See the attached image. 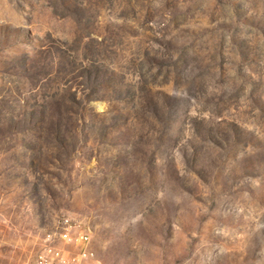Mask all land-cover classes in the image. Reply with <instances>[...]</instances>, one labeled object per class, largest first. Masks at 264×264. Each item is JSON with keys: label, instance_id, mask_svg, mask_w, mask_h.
<instances>
[{"label": "rangeland", "instance_id": "rangeland-1", "mask_svg": "<svg viewBox=\"0 0 264 264\" xmlns=\"http://www.w3.org/2000/svg\"><path fill=\"white\" fill-rule=\"evenodd\" d=\"M63 217L85 264H264V0H0V264Z\"/></svg>", "mask_w": 264, "mask_h": 264}, {"label": "built area", "instance_id": "built-area-1", "mask_svg": "<svg viewBox=\"0 0 264 264\" xmlns=\"http://www.w3.org/2000/svg\"><path fill=\"white\" fill-rule=\"evenodd\" d=\"M91 235L88 226L70 217H63L56 231L44 235L33 264H85L94 256L89 248ZM72 248L77 250L72 251Z\"/></svg>", "mask_w": 264, "mask_h": 264}]
</instances>
